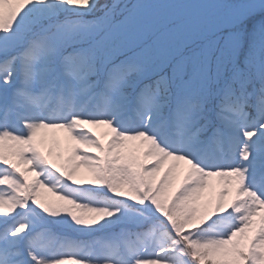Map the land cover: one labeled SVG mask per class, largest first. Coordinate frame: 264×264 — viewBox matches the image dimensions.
<instances>
[{"label": "snow or ice", "instance_id": "1", "mask_svg": "<svg viewBox=\"0 0 264 264\" xmlns=\"http://www.w3.org/2000/svg\"><path fill=\"white\" fill-rule=\"evenodd\" d=\"M0 264H264V0H0Z\"/></svg>", "mask_w": 264, "mask_h": 264}, {"label": "rangeland", "instance_id": "2", "mask_svg": "<svg viewBox=\"0 0 264 264\" xmlns=\"http://www.w3.org/2000/svg\"><path fill=\"white\" fill-rule=\"evenodd\" d=\"M88 127H92V126H88ZM92 131L96 132L97 135H101L107 131L106 128H92ZM47 137H48V143L45 144L43 147V150L45 151V153L47 154V151H48V148L49 147H52V148H55V145L53 143V141H58L61 148H67L68 147V144H69V141H68V135L65 131L63 130H49L47 132ZM104 139H106V137H103ZM74 143V142H72ZM80 147L82 149H84V146L83 145H80ZM89 151H92V150H89ZM53 159H55V157L53 156L52 157ZM57 163H59V161H57ZM77 179H80V180H84V179H89L90 178V174L87 172L86 169L84 168H81L80 171L78 172L77 174ZM177 184H179V179H177L176 181ZM213 196L212 194L210 193H205L204 197H203V200H202V203H206L208 200L212 199ZM228 199L230 200L231 199V196L228 197ZM211 210V208L209 207V211Z\"/></svg>", "mask_w": 264, "mask_h": 264}]
</instances>
